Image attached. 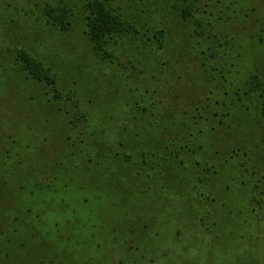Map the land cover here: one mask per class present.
I'll return each mask as SVG.
<instances>
[{
  "label": "trees",
  "instance_id": "16d2710c",
  "mask_svg": "<svg viewBox=\"0 0 264 264\" xmlns=\"http://www.w3.org/2000/svg\"><path fill=\"white\" fill-rule=\"evenodd\" d=\"M175 3L172 10L182 21L204 27L196 18V0ZM117 4L36 0L16 9L25 12L20 21L55 36L69 37L81 25L99 64L114 71L108 83L113 90L102 87L90 70L61 69L49 52H34L27 42L30 27L23 40L3 38L13 20L7 6L0 10L5 25L0 100L15 99L13 108L23 115L0 122V193L11 196L15 188L19 196L13 213L9 205L4 214L0 203V221L9 222L0 237V259L6 252L16 258L32 251V264H264L250 260L252 251L242 243L228 248L238 220L230 216L219 222L220 215L208 208L220 205L215 194L231 172L228 145L211 125V105L189 98L192 91H210L211 49L203 53L204 76L198 77L205 85L192 80V90L179 87L175 99L172 92L167 100L161 91L150 94L147 80L133 67L135 83L122 86L135 59L127 53L130 45L148 49L153 44L159 62L168 34L142 32L140 21ZM137 55L148 57L144 51ZM250 85L264 121V73L254 75ZM100 87L109 89L105 98ZM219 125L218 134L225 135V119ZM262 136L264 141V126Z\"/></svg>",
  "mask_w": 264,
  "mask_h": 264
},
{
  "label": "rangeland",
  "instance_id": "374dc122",
  "mask_svg": "<svg viewBox=\"0 0 264 264\" xmlns=\"http://www.w3.org/2000/svg\"><path fill=\"white\" fill-rule=\"evenodd\" d=\"M32 1L36 4V0H0V10L2 6H7L13 20L5 29L10 32L9 35L6 36L5 33L3 38L18 41L28 34L25 31L32 23L25 24V21H20L25 12L20 11L19 15L16 9L29 7ZM175 2L176 0H118L117 5L128 11L132 18L140 21L138 25L142 32L152 28L165 30L168 34L159 62L155 61L158 52H152L153 44L148 49L130 45L127 53L135 59L126 72L130 77L123 81L122 86L124 82L135 83V77L131 75L135 68L140 78L147 80L150 94L156 91L160 94L161 91V94L165 95L162 99L167 100L168 92H172L173 97H170L175 99L179 87L184 86L185 91L192 90V87H189L192 80L205 85V81L199 82L198 77L204 76L205 66L202 69L201 64L205 62L207 55L203 53L208 54L211 49V58L208 61L211 72H205L206 76H211L212 79L210 91L204 94L192 91L189 98H196L197 102L202 101L200 104L211 105V110H208V114H211V125L217 128L215 135L228 145V155L225 156L228 164H225L231 172L228 181L221 184L222 190L218 189L219 192L215 194L220 205L216 203L208 208L221 216L219 222L230 216L238 220L231 226L234 234L231 235L228 248L232 249L231 246H234L230 244L242 243L246 251H252L253 255L249 259L260 263L264 261V121L260 112V99L256 93H250L249 90L252 87V77L264 73V0H196V7L199 8L196 18L204 21L202 29H199L193 20L182 21L178 11L172 10ZM129 6L132 7L131 10L128 9ZM4 26L0 25V32L4 31ZM75 28L68 37L65 34L55 36L46 27L33 26V34H30L32 38L27 42L35 48L34 52H49L61 69L68 68L71 72H75L78 67L84 71L90 70L99 78V84L107 87L113 69L99 64V58L83 38V27L75 25ZM202 32L204 34L200 35ZM139 51H144L148 57L136 56ZM199 84L196 86L199 87ZM108 88L113 90L114 86ZM109 89L106 88L105 91L100 87L98 93L105 98ZM187 99L181 101L188 103L190 100ZM0 105V122L9 118H22L21 111L13 108L16 105L15 99L5 96L0 100ZM221 119H225L226 126L223 129L225 135L222 136L218 134ZM222 162L224 163V160ZM251 189H254L257 195H254ZM11 194L6 196L5 191L0 193L4 214L7 206L11 205L10 210L13 213V204H18L19 196L15 188ZM18 207L21 210V205ZM231 211L235 214L230 213ZM229 223L231 224V221ZM8 224L9 222L0 221V237L7 232ZM243 236L246 239H241ZM209 239L211 243V237ZM228 248L223 249L226 251ZM31 253L18 254L22 260L28 257L23 262L19 257L8 258L5 254L3 260L0 259V264H32L33 261L29 259ZM209 261L211 263V258Z\"/></svg>",
  "mask_w": 264,
  "mask_h": 264
}]
</instances>
